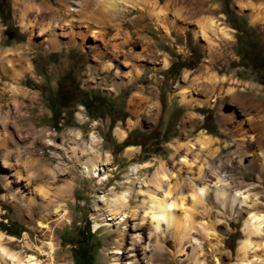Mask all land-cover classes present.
<instances>
[{
	"label": "rangeland",
	"instance_id": "obj_1",
	"mask_svg": "<svg viewBox=\"0 0 264 264\" xmlns=\"http://www.w3.org/2000/svg\"><path fill=\"white\" fill-rule=\"evenodd\" d=\"M80 1L0 0L1 246L38 264H238L245 219L264 213V177L249 165L251 153L264 156V0H125L143 10L113 20L97 19L93 0L77 18ZM79 19L95 24L69 35ZM205 68L221 81L212 91L194 81ZM184 90L192 105L180 102ZM89 158L110 163L84 175ZM161 165L175 173L169 197L183 198L184 229L142 220ZM199 168L202 181L218 169L256 206L223 207L211 190L200 200ZM49 237L51 258L37 254Z\"/></svg>",
	"mask_w": 264,
	"mask_h": 264
},
{
	"label": "bare ground",
	"instance_id": "obj_2",
	"mask_svg": "<svg viewBox=\"0 0 264 264\" xmlns=\"http://www.w3.org/2000/svg\"><path fill=\"white\" fill-rule=\"evenodd\" d=\"M73 2H74V0H73ZM88 2L86 0H84L83 2L80 1V2L73 3L74 6L71 8V11H70L71 14H74L75 16H77V18H78V16H81L79 13H81V11L88 5ZM92 2H93V4L95 3V5L92 4L93 6H95L94 8L96 10H98V12L96 11L97 13L95 14L97 19H98L99 16L104 18L103 13L104 14H110V16H109L110 18L112 17V15H114L116 18H118V17L120 18V17H123V16L126 17L128 12L131 11V10H136V11L137 10H139V11L143 10L141 7H137L136 6L137 4L134 5V4L129 3L128 1L126 2L125 0H93ZM89 6H91V4ZM84 13H82V14H84ZM89 13H90V11H89ZM69 15H70V13H69ZM91 15H93V13ZM84 18H85V16H84ZM107 19H108V17H107ZM120 20H122V19H120ZM257 20H258V23L262 24L264 22V13H262L257 18ZM83 21H80V19H79V21L76 20L75 22H71L70 24H68V29H69L68 31H70L69 35L71 34L73 36V34L75 33L74 30L76 28H86L88 30V29H92L93 28L92 24H95V23H93L92 20H90V22L85 20L87 24L85 23V25H84ZM109 21H110V19H109ZM82 23H83L84 26H81ZM96 23H97V21H96ZM207 23L208 24H207L206 27H209L207 29H209L210 32L211 31L213 32L216 29L217 25L214 22H212V21L207 22ZM205 25H206V22H205ZM56 26L57 25H55L53 28H50L51 30H48V29L47 30L48 31H52L55 34L54 31H55ZM114 27L115 26L113 25V28ZM98 28H100V27H98ZM117 28L118 27H116V29ZM207 29L205 28V26L202 27V30L200 31L201 33L199 32L200 35L201 34L204 35L205 31ZM219 30H220V33L222 35H224L225 37H228V34H227L226 30H224L223 28H220ZM85 32L87 34V31H85ZM98 32H100V31L96 30L95 33H98ZM48 33H50V32H48ZM61 34H59V35H61ZM79 34H81V33H79ZM83 34H85V33H83ZM83 34H81V35L83 36ZM55 35H57V34H55ZM94 35H93V37L97 38V35L96 36H94ZM61 36H64V35H61ZM163 66H166L165 60L163 61ZM204 71L203 72L206 75H204V77L200 78V79L195 78L194 81L198 82L200 84L209 83V85H210L209 89H211V91H212V86L214 85V87H215V85L218 83V81L219 82H221V81L218 80L216 78V76L212 75L211 73H207V69L206 68H205ZM127 80H128L127 82L130 83L131 80H132V77L131 78H127ZM221 80L223 81L224 79H221ZM206 85H208V84H206ZM192 92L189 91V90H184L181 93L180 102L182 104L186 105V106L187 105H192L194 103V100H191V97H190L193 94ZM231 92H232V90L230 91V93ZM262 112H263V110H262ZM262 122H258V124H257L258 128H261V129L263 128L262 127L263 126ZM82 123H83V119H82ZM117 136H119L120 138H123L124 137V133L121 130H118L117 131ZM90 141L91 142H95V137H91ZM210 141H211V139H209L206 135L201 133V136L198 138V140L196 142L201 147V149H207L209 147V145H210ZM258 145L261 146V147L262 146L264 147V136L259 138ZM183 146L187 150H191V149L194 148L192 144H189V145L187 144V145H183ZM128 149H130V148H128ZM91 154H92V151H91ZM186 157H187V154L183 155V157L181 158L180 162L184 166H189L190 167L192 165L193 161L192 160H188ZM241 161H242V159L239 160V163H241ZM88 163H89V165H83L81 167V173L84 174V175H89V176H90L91 173L92 174L95 173V175L93 174V177H95L98 173L105 172L104 171L105 166L107 164H109L110 162L106 163V165H105V164H100V163H97V162H93L90 159V161ZM249 165H250V167H252L257 172V175H258L257 178L259 180L258 182L261 183V177L262 176L264 177V156L262 157L261 154H255V152L251 153V158L249 160ZM220 166H219V168H220ZM138 169H139L138 166L134 167V169H133L134 174L137 173ZM198 171L199 172L196 175H198L197 179L201 180L200 181L201 185H200V187H199V189L197 191V194H196L197 198H199L201 200L202 197L209 190H211L213 195H214V197L220 202V204L223 207H226L227 205H229L230 208L232 209L234 206H237V204H244L245 206L249 205V204H247V200H246V197L244 195V192H242L240 189H234L232 184L227 182V179L225 178V176L222 175V172H220L218 169H216V170L213 169L212 170V173H211L212 176L210 175L211 179L207 180V181L206 180L202 181V179H203L202 175L204 173L203 170H201V168H199ZM173 178H175V173L172 172V171H169L164 165H161L159 170H157L153 174L152 188L147 192V194H148L147 195V197H148L147 210L148 211L145 213V215H144L142 220H144L146 218L150 219L151 220V224L154 225L155 227H157L160 222H164V223H166L167 227L168 226H172L175 229H181V228L184 229L185 224L187 223V217L185 215L186 214V210H183V208H182L183 207V203L182 202H184L183 198L171 199L169 197V195H170V187H169L170 183L169 182ZM213 181H214V183H212ZM210 183L212 184L211 186H210ZM257 187L260 189L261 185L258 184ZM252 206L254 207V206H256V204L252 203V205H249V207H252ZM177 211H181V213H178ZM64 221H66V217H65L64 214H61L59 216V218L56 219V222L58 224H60V223H62ZM243 233H244V238L240 241L239 247H238V252H237L238 253V256H237L238 264H257V261H259V262L261 261V259H260L261 257H259L261 255L257 254L258 249H264V213L263 212H259L257 209L255 210V212H252L250 214V216L248 218H246L245 221H244ZM212 235H213L212 232L210 234L209 233L207 234V236H212ZM0 241H1V237H0ZM193 246L195 247V245H193ZM54 250H55V246L51 242V239L49 237V242L47 243V249L46 250L38 249L37 250L38 251L37 254H44V255L48 256L49 258H51ZM0 258L2 259V262L4 264H38L37 261H36V257L34 255H28L26 257L20 258V257L16 256L15 254L6 251L1 246V244H0Z\"/></svg>",
	"mask_w": 264,
	"mask_h": 264
},
{
	"label": "built area",
	"instance_id": "obj_3",
	"mask_svg": "<svg viewBox=\"0 0 264 264\" xmlns=\"http://www.w3.org/2000/svg\"><path fill=\"white\" fill-rule=\"evenodd\" d=\"M76 115L78 117H75ZM82 119H88V118L86 116H84V109L82 107H79V108L76 109V112L74 114V120H75L77 125H82ZM88 129H95L96 130V126H90V127H88ZM95 133H96V131H95ZM74 141H75V138H74ZM87 144H88V141H86V145ZM45 145L50 148L52 144L48 143V144H45Z\"/></svg>",
	"mask_w": 264,
	"mask_h": 264
},
{
	"label": "trees",
	"instance_id": "obj_4",
	"mask_svg": "<svg viewBox=\"0 0 264 264\" xmlns=\"http://www.w3.org/2000/svg\"><path fill=\"white\" fill-rule=\"evenodd\" d=\"M126 139V138H125ZM124 139V141L121 143L122 144V147L123 148H128V147H132L133 145H129V144H126V140ZM75 252H80V255H81V257L82 258H87V256H86V253H85V251L84 250H82L81 248H77L76 250H75Z\"/></svg>",
	"mask_w": 264,
	"mask_h": 264
},
{
	"label": "crops",
	"instance_id": "obj_5",
	"mask_svg": "<svg viewBox=\"0 0 264 264\" xmlns=\"http://www.w3.org/2000/svg\"><path fill=\"white\" fill-rule=\"evenodd\" d=\"M124 137H125V136H124ZM124 137H123L122 139H124ZM122 139H121V140H122Z\"/></svg>",
	"mask_w": 264,
	"mask_h": 264
}]
</instances>
